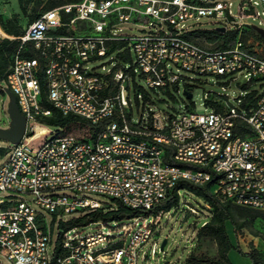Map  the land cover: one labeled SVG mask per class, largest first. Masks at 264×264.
<instances>
[{
  "label": "built area",
  "instance_id": "built-area-1",
  "mask_svg": "<svg viewBox=\"0 0 264 264\" xmlns=\"http://www.w3.org/2000/svg\"><path fill=\"white\" fill-rule=\"evenodd\" d=\"M231 4L71 0L43 11L21 35L7 34L0 24V39L20 42L2 88L14 93L26 117L22 138L7 146L0 160V193L10 192L0 202V254L9 263L122 264L126 258L127 264H140L154 257L158 244L145 247L155 229L149 224L136 229V223L125 224L126 235L134 229L126 247L122 239V246L115 242L97 250L93 247L114 236L103 230L81 235L73 233L76 226L61 227L88 211L115 208L97 195L150 210L181 179L213 181L211 190L222 201L264 211V92L254 100L241 95L235 103L207 92L210 112L166 116L153 109L139 122L131 116L127 94L131 76L138 72L149 87L167 90L182 78L174 66L264 78V35L254 27L264 28V0H245L238 21ZM249 15L259 23H246ZM201 16L224 18L223 30L216 29L224 37L208 46L194 40L186 22ZM130 22L144 29L128 33ZM124 44L131 45L129 56L132 50L136 56L129 67L114 63L107 74L89 71L90 60L115 49L124 52ZM23 50L38 55L24 57ZM45 101L65 114L82 116L89 134L76 136L62 132L63 126L52 130L42 123L41 117L52 114ZM38 127L44 130L38 132ZM169 154L175 163L167 161ZM184 192L189 193L180 189V196ZM46 211L54 215L51 224ZM164 212L155 216V225Z\"/></svg>",
  "mask_w": 264,
  "mask_h": 264
},
{
  "label": "rangeland",
  "instance_id": "rangeland-1",
  "mask_svg": "<svg viewBox=\"0 0 264 264\" xmlns=\"http://www.w3.org/2000/svg\"><path fill=\"white\" fill-rule=\"evenodd\" d=\"M229 1V0H226ZM230 6L235 19L238 21L239 7L245 0H231ZM47 0H31L28 4L27 10L23 11L19 5L18 0H0V17L1 20L7 18L17 17V23L24 28L29 21L30 15H37L44 10V5ZM261 11V6L257 5ZM246 12H250L249 10ZM264 19V15L261 14ZM244 21L250 25L258 24L259 18H254L249 15L244 18ZM224 18H217L215 16H201L199 19H191L186 22L190 30L206 29L215 30L224 23ZM128 28L125 29L128 33H138L144 29L134 22L127 23ZM231 29H234L235 24H229ZM212 35V34H211ZM192 38L201 44L212 45L210 42L214 38L207 35H196ZM214 45V44H213ZM131 47L130 44L122 45L123 50ZM118 49H115L102 57H96L88 62L89 71L99 74H107L113 69L114 63L126 65L129 67L135 61V53L132 50L131 56L123 58L119 54ZM174 70L182 75L178 83L170 84L167 90H162L158 87L151 88L145 81L141 73H136L131 76L130 86L127 91L128 99L130 101L131 116L134 122H139L142 116H147L150 110L158 109L164 112L166 116L176 115L184 110H193L197 112H210L213 109L210 103L205 101L204 95L207 92H215L226 95L230 102L235 103L236 98L244 95L250 100L264 92V78H252L251 74L232 73V74H212V73H197L194 71H187L174 66ZM3 87V86H2ZM1 87V89H3ZM188 87L191 89L193 96L187 97L184 89ZM139 93L145 97L138 96ZM10 102V95L7 89L0 91V128L9 127L11 120L8 110ZM52 130L56 129L54 126H49ZM43 127H38V132L43 131ZM62 132L71 133L76 136H83L89 134V127L82 121H74L66 124L60 129ZM13 143L4 138H0V145L9 146ZM1 160V158H0ZM10 192L3 191L0 193V202L9 196ZM99 200L105 202H114L115 200L102 195L96 196ZM195 209V211L192 210ZM47 221L51 224L54 215L48 211L45 212ZM211 215L208 204L199 196L193 193H182L181 200L178 207L162 213L158 219V224L155 225V216L152 214L141 213L138 216L126 217L121 220H106L108 224L103 225L105 219L93 221L87 225L76 226L73 233L88 234L97 230H103L110 233L109 241L97 244L93 249H99L115 242H120L123 245L122 239H125L124 246L126 247L132 233L126 235L124 233L123 225L129 223H136V228L144 224L152 225L155 229L151 239L146 244V249L150 250L153 243L158 244L159 251L162 241L167 238L164 251H158L154 257L149 256L146 261L140 264H182L188 253L194 251L196 253H206L208 255L217 254V245L214 239L208 236H198V230L202 222ZM146 219V220H145ZM57 226H55V230ZM228 234L234 245H239L244 251H249L253 246L257 247L264 253V218H247V225L238 231H234L232 224L226 223ZM258 233V235H256ZM229 256L232 262L239 264H249V259L240 255L236 250H231ZM0 260L5 264H12L7 261V258L0 254ZM122 264H127L126 258L122 260Z\"/></svg>",
  "mask_w": 264,
  "mask_h": 264
},
{
  "label": "trees",
  "instance_id": "trees-1",
  "mask_svg": "<svg viewBox=\"0 0 264 264\" xmlns=\"http://www.w3.org/2000/svg\"><path fill=\"white\" fill-rule=\"evenodd\" d=\"M31 0H18L19 5L23 11L27 10L28 4ZM71 0H47L44 5V10L53 8L61 3ZM42 11V12H43ZM42 12L37 15H30L29 21L24 28H22L17 23V17H10L1 20L0 24L3 30L9 35H21L25 32L27 26L34 21ZM207 35L208 37L223 38V34L218 30H206V29H196L190 30L189 35ZM212 34V35H211ZM122 44V43H120ZM20 42L17 39H9L7 37L0 39V91L3 89L1 87L5 85L7 75L10 71L11 65L14 61V56L18 51ZM219 46H225L220 43ZM117 47L114 45L113 48ZM21 56L24 57H35L37 52L34 50H23L20 52ZM123 58H128L129 53L126 51H120L118 53ZM153 88V87H152ZM142 97H145L142 94ZM45 105L52 109V114L48 116L41 117L42 123L54 126L56 128L65 126L66 124L74 121H84V118L75 113H63L60 109L54 107L51 103L45 101ZM7 146L0 145V158L7 152ZM170 150V147H168ZM167 161L175 163L170 154L167 156ZM213 181H209L203 184H197L190 180L181 179L177 182L175 187L170 191V193L157 203L150 210H141L129 207L122 202L115 200V208L112 210L105 211L103 209H95L88 211L78 217H71L68 221L63 222L61 227L65 230L74 226L87 225L93 221L99 219L105 220H121L126 217L140 216L141 213L152 214L154 216L158 215L162 211H169L172 208L178 207L180 204L181 196L179 193L180 189H184L189 193H193L201 197L209 206L211 215L205 222L201 225L198 230V236H208L215 240L217 245V254L208 255L206 253H196L191 251L187 254L184 262L182 264H239L231 261L229 252L233 249L236 250L240 255L247 257L249 259V264H264V253L261 252L257 247L253 246L251 250L244 251L239 245H234L227 231L226 223L229 221L234 231H238L247 225V218H264V211L254 209L251 207L241 206L233 204L229 201H222L217 195H215L211 187ZM258 235V233H256Z\"/></svg>",
  "mask_w": 264,
  "mask_h": 264
},
{
  "label": "water",
  "instance_id": "water-1",
  "mask_svg": "<svg viewBox=\"0 0 264 264\" xmlns=\"http://www.w3.org/2000/svg\"><path fill=\"white\" fill-rule=\"evenodd\" d=\"M254 27L262 35H264V28L259 27L257 25H254ZM219 28L223 30V27H219ZM7 91L9 92V95H10V102H9L8 110L10 113L11 120L9 123V127L0 128V138H4L6 140H9L12 143H16L22 138L24 134L25 127H26V117L20 111L19 106L16 102V97L14 93L10 91L9 89H7ZM184 92L186 96L189 98L193 96V93L186 88L184 89ZM166 243H167V238H165L162 241L160 245V250H164ZM0 264H2V260H0Z\"/></svg>",
  "mask_w": 264,
  "mask_h": 264
}]
</instances>
